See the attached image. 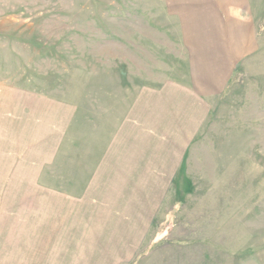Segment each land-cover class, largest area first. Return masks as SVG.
I'll list each match as a JSON object with an SVG mask.
<instances>
[{"label": "rangeland", "instance_id": "obj_1", "mask_svg": "<svg viewBox=\"0 0 264 264\" xmlns=\"http://www.w3.org/2000/svg\"><path fill=\"white\" fill-rule=\"evenodd\" d=\"M0 264H264V0H0Z\"/></svg>", "mask_w": 264, "mask_h": 264}]
</instances>
